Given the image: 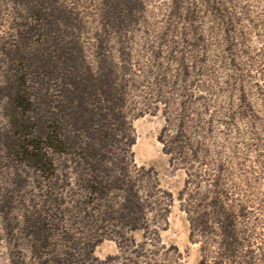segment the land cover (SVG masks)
Returning <instances> with one entry per match:
<instances>
[{
	"label": "rangeland",
	"instance_id": "1",
	"mask_svg": "<svg viewBox=\"0 0 264 264\" xmlns=\"http://www.w3.org/2000/svg\"><path fill=\"white\" fill-rule=\"evenodd\" d=\"M55 1L70 17L61 29L65 43L76 46L78 65L84 61L98 75L96 51L107 39L106 61L118 68L116 86L124 87L122 111L134 140L118 155L125 153L128 188L140 209L130 227L104 226L94 258L99 264H264V0H126L133 10L122 11L128 19L121 30L104 25L105 0ZM24 10L0 0V89L5 52L19 46L23 68L36 58V41L25 46L20 35ZM6 103L0 96V142L8 132ZM28 172L11 222L21 257L39 264L23 234L26 215L38 209L60 224L50 259L63 256V235L78 238L83 231L70 209L74 174L62 173L50 191ZM13 174L0 169L1 188L11 187ZM215 202L236 218L240 246L232 259L220 255ZM200 216L210 224L206 234L194 228ZM10 250L0 215V264H11Z\"/></svg>",
	"mask_w": 264,
	"mask_h": 264
},
{
	"label": "trees",
	"instance_id": "2",
	"mask_svg": "<svg viewBox=\"0 0 264 264\" xmlns=\"http://www.w3.org/2000/svg\"><path fill=\"white\" fill-rule=\"evenodd\" d=\"M123 1H104L108 10L104 15L106 28H124L128 16L122 11L127 8L132 12L133 6ZM13 3L26 9L25 22L18 24L23 45L36 41L38 50L34 49L36 58L31 59L27 68L18 66L19 46L5 52L6 84L0 89V96L7 99L5 117L9 119L8 132L2 137L4 142H0L5 155L0 159V169L14 172L11 187H0V215L11 249L10 261L27 264L18 249L19 236L15 234L17 227L11 222V214L15 199L27 182L28 170L33 169L50 191V185L62 173H68L67 177L74 174L77 189L72 191L74 201L70 209L83 231L78 238L69 233L63 235V256L50 259L51 240L60 224L55 223V217L35 209L31 216L26 215L23 232L34 260L39 264H99L94 248L104 226L116 222L130 227L135 222L133 214L140 209L138 196L128 188L125 153L123 158L118 155V150H128L134 143L122 111L124 87L116 86L118 68L113 61H106V38L99 40L96 51L101 61L98 75L86 62L77 64L76 46L65 43L66 34L61 29L62 23L70 25V17L56 6L55 0ZM30 3L34 6L29 7ZM173 141L177 142V137ZM120 194L125 195L121 204L114 201ZM45 197L51 200L49 194ZM214 204V220L221 235L220 255L232 259L240 246L236 218L217 202ZM194 228L206 234L210 224L205 216H200Z\"/></svg>",
	"mask_w": 264,
	"mask_h": 264
}]
</instances>
